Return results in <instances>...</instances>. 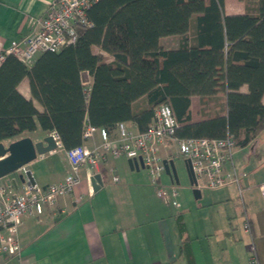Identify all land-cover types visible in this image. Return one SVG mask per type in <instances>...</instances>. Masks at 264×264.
I'll return each instance as SVG.
<instances>
[{
    "label": "trees",
    "instance_id": "16d2710c",
    "mask_svg": "<svg viewBox=\"0 0 264 264\" xmlns=\"http://www.w3.org/2000/svg\"><path fill=\"white\" fill-rule=\"evenodd\" d=\"M257 1V15H226L224 0H99L87 12L92 26L78 28L75 44L41 54L31 68L11 55L2 63L0 143L39 127L56 131L68 151L82 145L87 125L111 132L132 122L144 132L155 108L167 104L180 139L231 134L236 148L253 144L264 131V0ZM173 35L182 38L179 48H162L160 39ZM84 74L92 78L87 88ZM26 77L41 112L18 91ZM218 95L227 110L193 122L192 97ZM142 97L148 107L135 112Z\"/></svg>",
    "mask_w": 264,
    "mask_h": 264
},
{
    "label": "crops",
    "instance_id": "0c3cea01",
    "mask_svg": "<svg viewBox=\"0 0 264 264\" xmlns=\"http://www.w3.org/2000/svg\"><path fill=\"white\" fill-rule=\"evenodd\" d=\"M51 1L0 0V52L7 50L13 40L32 32ZM224 11L226 15H257L258 1L224 0ZM195 30L194 17L189 33L191 46L196 45ZM181 40V36L173 35L161 38L159 44L165 50H176ZM95 52L107 56V62L114 60L99 48ZM40 56L27 66L31 68ZM84 76V81L91 83L92 78L88 74ZM18 91L33 101L38 111L44 110L33 98L27 77L19 84ZM241 91L247 92L248 86H243ZM147 107L146 97L133 104L135 112ZM226 110L224 95L203 102L199 97L191 99L193 122L201 121L203 115ZM125 124L129 130L139 131L134 123ZM111 134L115 137L116 129ZM48 135L38 127L24 137L39 142ZM15 140L18 139L7 142ZM100 143L101 138L96 135L84 140L82 145L93 149ZM160 155L163 160L174 162L182 157L175 145L161 150ZM129 160L124 156H108L98 170L82 168V180L74 193L60 198L55 207H47L42 216L24 218L19 233L21 255L12 258L0 255V264H249L248 246L252 242L260 264H264V193L261 190L264 131L253 144L236 148L233 160L223 165L226 176L232 178L236 174L239 186L228 182L224 187L211 189L200 182V199L202 189L212 194L198 205L190 201L188 209H183L180 203L178 208L165 204L158 197L159 186L153 184L146 167L140 163L131 167ZM69 169L65 151L58 149L38 156L24 170L6 179H16L13 187L20 190L26 181L19 179V174L29 170L36 184L47 186L62 182ZM95 174L102 178L96 192L91 183ZM164 175L165 172L158 184L170 191L173 186L163 184ZM25 179L28 180L26 176ZM256 190L258 198L254 194Z\"/></svg>",
    "mask_w": 264,
    "mask_h": 264
},
{
    "label": "built area",
    "instance_id": "2783aa9c",
    "mask_svg": "<svg viewBox=\"0 0 264 264\" xmlns=\"http://www.w3.org/2000/svg\"><path fill=\"white\" fill-rule=\"evenodd\" d=\"M99 0H52L45 14L38 19L36 28L18 40H13L10 47L0 52V66L8 56H14L26 65L45 52H59L73 45L78 39V28L91 27L87 12ZM90 83L85 82L87 88ZM179 124L172 108L167 104L159 105L154 110V117L149 128L144 131H131L125 123L116 127L117 135L110 130L87 125L83 138L88 140L96 135L101 143L93 149L83 145L65 151L70 169L65 179L57 184L40 186L26 180L22 189L13 187L10 180L0 178V255L8 258L21 255L20 228L24 218L40 217L47 207H55L60 198L72 194L81 183V170L89 167L98 170L108 156H124L128 159L143 160L153 184L158 185V197L167 205L180 207L175 187L168 191L158 184L165 172L161 150H168L172 145L177 153L191 161L193 172L200 186L211 189L224 187L228 182L239 186L236 176L230 178L223 171L226 161H232L236 150L233 135L227 134L221 139L189 138L176 136ZM57 145V150H64L61 138L56 131L49 133ZM56 151V150H55ZM118 181L117 178L114 179ZM264 193V185L261 186ZM239 192L242 190L239 187ZM80 201V198H78ZM245 228L249 231V225ZM249 264H260L255 244L248 246Z\"/></svg>",
    "mask_w": 264,
    "mask_h": 264
},
{
    "label": "water",
    "instance_id": "95a60500",
    "mask_svg": "<svg viewBox=\"0 0 264 264\" xmlns=\"http://www.w3.org/2000/svg\"><path fill=\"white\" fill-rule=\"evenodd\" d=\"M57 150L56 142L53 137L48 135L42 141L35 142L30 137H23L12 142H1L0 143V178H6L19 171L24 170L30 163L35 161L38 156H43L48 153ZM140 163L143 166V160L131 159L129 164L132 167ZM187 176L189 183L193 188V194L195 199L201 198V190L198 188V180L193 172L191 161L189 159L184 160ZM163 165L165 167V173L170 178L172 183L179 184L178 171L174 160H163ZM26 178L31 184H36L32 173L26 170L19 174V179L23 182ZM13 185H16V179L10 180ZM91 183L93 190L96 192L102 185V178L100 174H95Z\"/></svg>",
    "mask_w": 264,
    "mask_h": 264
},
{
    "label": "rangeland",
    "instance_id": "374dc122",
    "mask_svg": "<svg viewBox=\"0 0 264 264\" xmlns=\"http://www.w3.org/2000/svg\"><path fill=\"white\" fill-rule=\"evenodd\" d=\"M175 165H176V168L178 171L179 184L172 185L168 176H166V175H164L162 179H163L164 185L173 186L177 189V191H178L177 200L179 201V203L181 204L183 209H188L190 201L192 204L198 205V204L202 203L207 197H209L210 194H212L211 191H209L207 189H202L203 198L199 199V200L195 199V196L193 194V190L191 188V185L189 183V179L187 176V172H186V168H185V164H184V159L182 157L176 158L175 159ZM261 172L264 173V168H262ZM201 183H204V181L201 180ZM258 192H259L258 190L254 191V194H256L255 195L256 198H258L257 197V195L259 194Z\"/></svg>",
    "mask_w": 264,
    "mask_h": 264
}]
</instances>
